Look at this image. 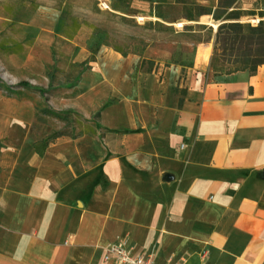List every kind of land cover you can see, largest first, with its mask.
<instances>
[{
	"label": "crops",
	"instance_id": "1",
	"mask_svg": "<svg viewBox=\"0 0 264 264\" xmlns=\"http://www.w3.org/2000/svg\"><path fill=\"white\" fill-rule=\"evenodd\" d=\"M236 2L264 10V0ZM196 46L184 71H143L135 56L107 49L65 92L101 117L111 140L136 141L125 145L127 172L113 159L105 183L87 182L79 164L95 154L75 138L67 159L59 137L41 155L2 153L0 264H112L102 247L125 223L128 245L139 254L155 247L157 264H264V65L214 75L212 43ZM80 50L75 63L90 57Z\"/></svg>",
	"mask_w": 264,
	"mask_h": 264
},
{
	"label": "rangeland",
	"instance_id": "2",
	"mask_svg": "<svg viewBox=\"0 0 264 264\" xmlns=\"http://www.w3.org/2000/svg\"><path fill=\"white\" fill-rule=\"evenodd\" d=\"M184 1L187 7L173 0H0V141L4 148L0 149V157L2 153L21 154L22 159L33 153L41 155L51 148L49 138L63 133L57 139L56 149L66 153L65 159L70 154V146L76 143L73 138L95 154L89 163L79 164L87 182L105 183L103 166L113 159L127 172L125 145L134 146L136 141L126 143L122 136L111 140L107 133L109 127H104L101 117L99 120L98 115H90L77 101L65 98L68 89L65 85L79 69L73 64L77 62L80 49L87 50L94 61L107 49L127 52L137 58L138 68L143 71L154 66L175 65V60L181 58L193 63L195 54L191 40L210 41L213 45L215 32L212 28L208 30V23L217 25L225 21H215L210 14L207 17L194 15L195 19L190 21L185 18L189 8L200 5L213 9L217 4L215 0ZM218 2L223 6L224 0ZM253 11L254 14L243 16L239 21L252 26L264 20L261 15L264 10ZM157 22L171 27L175 33L184 26L200 24L206 28L192 31L196 32L193 37L180 38L159 29ZM53 52L57 65L56 86L48 90L45 72L52 64ZM48 59L50 63L45 64ZM38 60L44 64V71L36 68ZM24 81L29 83L28 87H17ZM5 87H13L21 93L9 95ZM114 102L116 100L111 98L109 104ZM43 108L56 111L61 118L44 114ZM62 142H70V145ZM129 170L135 176L142 174L136 165H130ZM128 228L126 223L122 225L113 242L125 239L133 245ZM97 258L96 255L93 262Z\"/></svg>",
	"mask_w": 264,
	"mask_h": 264
},
{
	"label": "trees",
	"instance_id": "3",
	"mask_svg": "<svg viewBox=\"0 0 264 264\" xmlns=\"http://www.w3.org/2000/svg\"><path fill=\"white\" fill-rule=\"evenodd\" d=\"M237 0H224L223 6H218L215 10L206 8L200 5H195L194 8H189L188 12L185 13V18L193 21V16L199 17L201 15H211L215 21H225L221 23L217 28L213 41V51L210 57L209 69L214 75H225L237 73L239 71H246L247 73L254 75L257 69L264 65V20H260L257 25H250L246 22H240L239 19L243 16L252 15L254 11L242 10L237 6ZM176 4H182L183 7H187L184 0H173ZM230 9V10H229ZM191 11L194 12L191 15ZM264 16V13H261ZM158 17H161L158 14ZM159 29L168 30L177 35V37H193L195 35L192 31H198L197 28L205 29L204 25L184 26L179 33H175L171 27H163L160 23H156ZM211 27L208 28V30ZM205 42L200 39L191 40V44L194 47L192 50L195 54L196 46L195 43ZM122 56L127 55V52L121 53ZM94 62L93 58H88L81 63H74L78 67V71L73 77L72 81H68L65 88H72L77 85L80 80L81 74L87 69L92 67ZM175 65L180 66L181 70L184 71L187 68L192 67L193 63L186 61L184 58L177 59L174 62ZM57 70L56 58H54L52 64L48 66L45 76L48 78V90H53L55 85V71ZM152 67L148 68L147 71H151ZM29 86L27 81L21 82L17 87L26 88ZM60 86V85H59ZM6 92L10 95L19 96L20 90H16L13 87H5ZM40 93L43 94V90L39 89ZM180 104V103H179ZM181 105V104H180ZM179 105V106H180ZM44 114L61 118L60 114L56 111L52 112L46 108H43ZM64 135L63 133H57L49 138L52 142L59 136ZM2 147V141H0V148Z\"/></svg>",
	"mask_w": 264,
	"mask_h": 264
},
{
	"label": "built area",
	"instance_id": "4",
	"mask_svg": "<svg viewBox=\"0 0 264 264\" xmlns=\"http://www.w3.org/2000/svg\"><path fill=\"white\" fill-rule=\"evenodd\" d=\"M104 251L103 259L112 264H157L152 253H136L125 239L106 244L102 247ZM168 264H189L184 259H180Z\"/></svg>",
	"mask_w": 264,
	"mask_h": 264
},
{
	"label": "water",
	"instance_id": "5",
	"mask_svg": "<svg viewBox=\"0 0 264 264\" xmlns=\"http://www.w3.org/2000/svg\"><path fill=\"white\" fill-rule=\"evenodd\" d=\"M219 25H220V24H218L217 27H218ZM164 177H165V179H167V180H170V179L172 178V176H169L168 174H166Z\"/></svg>",
	"mask_w": 264,
	"mask_h": 264
}]
</instances>
